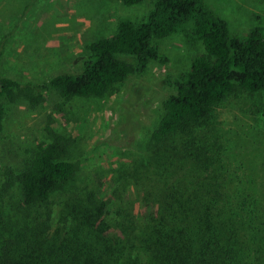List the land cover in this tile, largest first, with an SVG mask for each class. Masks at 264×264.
I'll use <instances>...</instances> for the list:
<instances>
[{
	"label": "trees",
	"instance_id": "1",
	"mask_svg": "<svg viewBox=\"0 0 264 264\" xmlns=\"http://www.w3.org/2000/svg\"><path fill=\"white\" fill-rule=\"evenodd\" d=\"M113 1L134 6L144 0ZM151 5L146 20H121L110 37L92 43L81 73L26 86L0 73L1 129L3 99L38 106L47 94L64 101L103 98L158 59L154 39L189 32L200 42L203 53L172 82L174 93L162 101L150 136L145 166L153 181L143 177L149 209L139 214L134 204L125 207L99 193L61 202L76 167L69 141L49 129V143L15 177L26 216L12 217L3 206L13 180L0 182V264H264V162L259 179L242 175L209 127L226 98L264 91V34L255 28L231 35L203 0Z\"/></svg>",
	"mask_w": 264,
	"mask_h": 264
},
{
	"label": "rangeland",
	"instance_id": "2",
	"mask_svg": "<svg viewBox=\"0 0 264 264\" xmlns=\"http://www.w3.org/2000/svg\"><path fill=\"white\" fill-rule=\"evenodd\" d=\"M152 1L125 6L113 0H0V73L22 86L62 73H81L91 59L90 45L110 37L121 20L135 24L146 20ZM203 2L226 21L231 35L245 36L255 28L264 34V0ZM152 44L158 59L129 74L103 98L64 101L47 94L38 106L2 100L0 182L13 180L2 201L12 217L27 215L15 177L37 148L49 143V129L69 141V161L76 167L71 190L61 202L99 193L122 200L125 207L134 204L139 214L149 209L143 200L149 185L143 177L153 181L151 167L145 164L161 103L174 93L172 82L203 53L189 32L154 39ZM122 59L133 63L131 57ZM209 127L221 137L219 144L233 167L259 179L264 162V91L226 98L212 112ZM52 202L59 204L58 197ZM28 213L32 216L34 210Z\"/></svg>",
	"mask_w": 264,
	"mask_h": 264
}]
</instances>
